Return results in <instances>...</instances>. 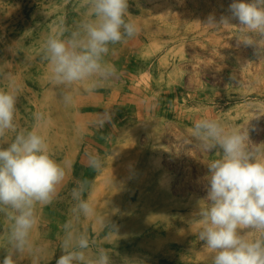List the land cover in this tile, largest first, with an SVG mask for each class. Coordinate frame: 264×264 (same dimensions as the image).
Listing matches in <instances>:
<instances>
[{"label":"rangeland","instance_id":"1","mask_svg":"<svg viewBox=\"0 0 264 264\" xmlns=\"http://www.w3.org/2000/svg\"><path fill=\"white\" fill-rule=\"evenodd\" d=\"M232 2L129 0L126 19L139 34L110 46L105 59L116 76L92 94L86 90L92 81L72 85L74 102L65 106L63 86L49 81L42 45L61 21L74 30L87 8L82 0H0V89L10 88L12 81L2 78L10 73L18 89V130H31L37 112L50 118L43 131L67 170L53 203L37 206L33 241L44 252L14 257L17 264H56L69 220L95 241L89 253L103 247L113 264H211L196 212L206 206L207 164L220 157L216 150L201 151L191 129L198 119L215 118L229 129L246 127L255 144L264 142V116L255 118L257 111L264 115V51L238 45L236 26L200 23L209 14L229 15ZM106 108L112 120L97 130L91 122ZM14 136L9 131L0 145L7 147ZM86 152L102 158L99 172L88 167ZM110 171H118L114 183L105 177L99 189L108 192L92 196L96 178ZM83 180L89 181L84 198L98 215L109 216L116 234L107 235L94 219H74L71 192ZM9 227L0 212V262Z\"/></svg>","mask_w":264,"mask_h":264},{"label":"clouds","instance_id":"2","mask_svg":"<svg viewBox=\"0 0 264 264\" xmlns=\"http://www.w3.org/2000/svg\"><path fill=\"white\" fill-rule=\"evenodd\" d=\"M82 3L87 8L86 18L74 30L61 21L42 45L49 81L63 86L61 99L65 106L74 102L72 85L92 81L86 89L92 94L103 82L114 78L116 69L105 59L110 46L139 32L138 25L126 19L129 0H82ZM227 11L229 15H221L219 19L209 14L205 21L199 22L211 29L236 26L238 45L255 46L258 53L264 51V0H233ZM234 20L238 26L232 23ZM2 78L12 84L8 90L0 89V139L9 131L15 136L7 147L0 145V212L10 221L7 255L0 264H17L14 257L25 253L39 256L44 252V246L33 241V232L39 224L37 206L53 203L67 170L54 158L43 131L51 123L45 113L34 114L36 123L31 130H18L15 123L18 89L10 73ZM96 116L91 125L97 130L112 120L108 108ZM260 116L264 115L257 111L255 118ZM78 131L83 135V128ZM191 136L201 151L216 150L220 157L207 164L206 206L196 212L201 222L198 238L211 253V264H264V142L255 144L246 127L229 129L215 118L198 119ZM85 155L89 168L97 172L103 168L98 153ZM112 155L115 158L118 154ZM88 190V180L78 181L72 189L74 219L78 221L82 216L94 219L107 235L116 234L109 216L98 215L93 204L84 198ZM63 230L60 244L63 254L56 264H113L103 247L89 253L95 241L87 232L77 229L72 220L63 225Z\"/></svg>","mask_w":264,"mask_h":264},{"label":"bare ground","instance_id":"3","mask_svg":"<svg viewBox=\"0 0 264 264\" xmlns=\"http://www.w3.org/2000/svg\"><path fill=\"white\" fill-rule=\"evenodd\" d=\"M133 10V9H132ZM133 12V11H132ZM132 18V17H131ZM139 34V33H138ZM142 37H143V35H142ZM100 108V107H99ZM100 110H101V108H100ZM139 113V112H138ZM73 123V122H72ZM55 126V125H54ZM63 127V126H62ZM64 128V127H63ZM109 142V141H108ZM111 173L109 174V175H107L106 176V174H107V172L105 173V175H104V173H101V174H99V176L96 178V180H95V182H94V184H93V186H92V196L94 195V194H96V192H98V190L100 189V187H101V184H102V182L104 181V179H106L105 177H107V182H108V184H110L111 182H112V180L116 177V175H117V172L118 171H110ZM108 190H109V187H107V189L106 188H102L101 190H99V192L98 193H106V192H108ZM97 193V194H98ZM183 207H185V206H182V208ZM126 212V211H125ZM124 213V212H123ZM178 213V212H177ZM124 215L125 214H122V215H117L120 219H122L123 217H124ZM176 216H178V215H176ZM186 217V216H185ZM179 218H180V216H179ZM183 218H184V216H183ZM187 218V217H186ZM185 218V219H186ZM116 219V218H115ZM191 219V218H190Z\"/></svg>","mask_w":264,"mask_h":264}]
</instances>
